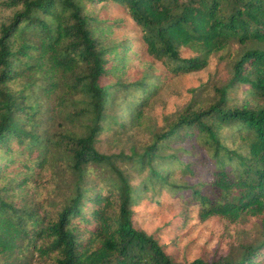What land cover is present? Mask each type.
Returning a JSON list of instances; mask_svg holds the SVG:
<instances>
[{
  "label": "trees",
  "instance_id": "trees-1",
  "mask_svg": "<svg viewBox=\"0 0 264 264\" xmlns=\"http://www.w3.org/2000/svg\"><path fill=\"white\" fill-rule=\"evenodd\" d=\"M112 7L136 35H117ZM219 54L230 72L212 98L142 152L98 150L104 133L147 126L164 82ZM163 192L202 221L255 219L256 234L178 263L134 224L138 202ZM0 264H264V0H0Z\"/></svg>",
  "mask_w": 264,
  "mask_h": 264
},
{
  "label": "rangeland",
  "instance_id": "rangeland-1",
  "mask_svg": "<svg viewBox=\"0 0 264 264\" xmlns=\"http://www.w3.org/2000/svg\"><path fill=\"white\" fill-rule=\"evenodd\" d=\"M107 14L124 20L125 27L116 31L118 36L136 35L135 25L120 7L110 8ZM157 65L162 68L160 64ZM229 72V58L226 54H219L211 58L206 69L164 82L147 111V126L122 137L104 133L97 144L98 150L110 156H131L134 149L142 152L143 145L150 139L152 131L173 120L193 101L202 102L212 98L214 85L228 79ZM184 160L187 161V158ZM129 162L124 158L116 161L123 171H129L133 183L138 184L141 176L132 169ZM186 179L191 185L197 183V179ZM146 197L139 201L134 209V224L147 235L155 236L161 245H166L167 252L178 263L225 256L238 243L254 237L257 231L259 221L255 219L237 225H230L220 218L202 221L196 207L184 212L182 202L170 193L163 192L155 198L148 194ZM157 200L159 203H155ZM186 213L189 216L187 225L182 230H177Z\"/></svg>",
  "mask_w": 264,
  "mask_h": 264
}]
</instances>
